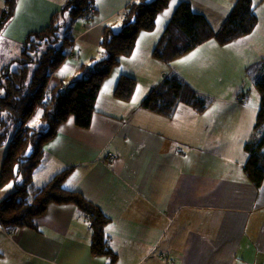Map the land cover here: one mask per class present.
Segmentation results:
<instances>
[{"label":"crops","instance_id":"obj_1","mask_svg":"<svg viewBox=\"0 0 264 264\" xmlns=\"http://www.w3.org/2000/svg\"><path fill=\"white\" fill-rule=\"evenodd\" d=\"M65 1L18 0L5 29L16 23L17 15L31 16L26 34L39 29ZM130 1L96 0L97 14L86 22L85 18L73 22V46L81 42L91 51L83 54L80 47L77 51L71 48L51 74L48 87L82 77L80 64L99 55L102 25ZM181 1L189 2L216 30L236 2L170 0L157 16L160 23L156 18L152 31L138 33L131 55L121 57L104 80L89 128L76 126L72 117L59 125L45 144L46 153L34 170L33 183L41 186L71 167L64 186L80 191L109 218L104 231L118 256L115 264H264V183L255 189L241 173L243 143L253 136L259 103L247 104L245 95L238 92L244 79H249L241 70L264 51V0H252L258 18L252 33L216 44L214 54L206 52L205 46L215 40L204 41L181 55L198 51L194 57L199 59L202 49V61L195 64L186 59L184 72L176 65L178 58L167 62L164 69L151 55ZM111 25L119 27L118 22ZM26 34L8 38L0 34V68L14 58L1 51L18 48ZM169 70L204 94L227 96V103L210 105L200 113L179 106L171 117L141 108V99ZM120 74L132 75L137 82L138 76L145 78L129 101L112 96ZM238 95L243 100L237 101ZM4 153L3 145L0 166ZM229 154L234 160L230 173L212 171L214 160L228 169L225 160ZM4 187L7 193L12 189ZM34 225L6 227L0 223V264H106L105 256L91 254L90 228L74 205L49 204L34 218Z\"/></svg>","mask_w":264,"mask_h":264},{"label":"trees","instance_id":"obj_2","mask_svg":"<svg viewBox=\"0 0 264 264\" xmlns=\"http://www.w3.org/2000/svg\"><path fill=\"white\" fill-rule=\"evenodd\" d=\"M18 0H2L0 34L15 14ZM170 0H131L102 25L98 53L81 63L82 77L60 89L62 84L48 87L51 74L64 61L73 46L71 30L74 20L97 14L96 0H66L55 10L48 23L26 34L19 55L0 68V146L5 153L0 166V187L11 184L12 190L0 199V223L6 227L35 228L34 218L43 214L49 204H72L85 218L91 231L90 251L105 256L106 264H115L117 254L104 231L109 218L80 191L68 189L64 181L71 171L66 167L43 185L33 183L35 168L45 156V144L52 139L61 123L72 117L74 124L87 129L96 112V100L105 78L133 52L140 31H152L156 18ZM118 22L119 27L111 25ZM257 16L252 0H236L220 27L214 29L206 17L195 12L187 1L179 2L167 21L151 55L169 62L202 42L213 38L226 44L253 30ZM15 64L11 68L12 64ZM256 84L264 83V61L245 67ZM136 78L120 74L112 96L129 101L136 89ZM259 106L253 122L261 136L245 141V160L241 173L252 185L260 186L264 178V88L258 91ZM189 105L196 112L205 111L211 99L193 88L175 72L164 74L140 101V107L171 117L177 105ZM39 113V121L32 120Z\"/></svg>","mask_w":264,"mask_h":264},{"label":"rangeland","instance_id":"obj_3","mask_svg":"<svg viewBox=\"0 0 264 264\" xmlns=\"http://www.w3.org/2000/svg\"><path fill=\"white\" fill-rule=\"evenodd\" d=\"M30 17H31L30 15H26V16L17 15L16 16V23H14V25L11 23V25H10V27L8 29L4 28V30H6V31L3 30L2 33H1V36H5V38L13 37V35H14V37H17L18 35H23L24 36L26 34L25 33L26 29H30L29 27L32 25L29 22H27V20L30 21ZM76 20H74V22ZM78 22L81 23V21H78ZM47 23H48V21L45 24H43L41 27L45 26ZM215 42H216V40H215ZM215 42L208 43L205 46V51L208 52V53L214 54V50L216 48V44H218V43H215ZM79 44H76V45H74L72 47L74 49V51H77L79 47L81 48V51H82L83 54H88L91 51L88 45H85L84 43L82 44L81 42H79ZM1 48L2 47L0 45V49ZM20 48H21V45H19L18 48H16L15 50H14V47L13 48L11 47V48H6V49L2 50L1 52H3L4 55H6V54L9 55V57H15V56L19 55ZM138 50H139L140 53H144V50L140 49V47H139ZM196 52H198V51H192L191 53H188L184 57H181V55L176 57V58H178L177 61H176V65H178V67H179V69H181V71L184 72V67H185V63H186V59L185 58H187V57H191L189 60H192L195 64H199L202 61V49H201V47H200V51H199V59H196L194 57V54H196ZM179 57H181V58H179ZM176 58H174V59H176ZM178 61H182V62L178 63ZM159 62H161V61H159ZM160 64H162L164 69H167L168 65H166V62H161ZM14 66H15V64L13 63L11 65V68H13ZM111 71H110V73H111ZM244 72H245L244 70H241L240 74H244ZM110 73H109V75H110ZM167 73H171V71L169 70L167 72H164L163 75L167 74ZM239 78H240V76H239ZM239 78H237V79H239ZM144 81H145V78L143 76H141V75L138 76L139 84H142ZM138 82L136 84L137 86H138ZM244 82H245V84L241 83L240 89L238 90V92H240V93L242 92V94L245 95V98H246L245 102H247V104H249V105H257L259 103V94H258L257 85H255V83L253 81H250V77H249V79H244ZM199 92H201V91H199ZM1 94H2V90L0 88V95ZM205 95H207L211 99L210 105H213V104L214 105H219L221 103H227V100L224 99V97H227V96H222L221 95V96H219V98H215L214 96H211V95H208V94H205ZM179 106L180 107L182 106V108H183V106H186V105L183 104V103H180V104L177 105V107H179ZM187 106L189 108H191L189 105H187ZM182 113H183V110H182ZM179 115H181V113ZM190 145H192L193 148H194V143H190ZM195 152H197V150ZM209 154H210V152L202 154L201 157H200V160L202 159V156H208ZM230 161L234 162L233 159L230 160V154H229L226 157V160H225L226 166L228 167V169H226L225 166H222V165L219 164V160H214L212 163H210L211 164V169H212V171H221V172H223V170H224L225 173L228 172V174H229L230 173V169H229ZM210 164H209V166H210ZM5 186H7V185H5ZM3 187H0V188H3ZM2 191L3 192L1 194V196L2 195L3 196L6 195V193H7L6 192V187H4V189H2Z\"/></svg>","mask_w":264,"mask_h":264},{"label":"bare ground","instance_id":"obj_4","mask_svg":"<svg viewBox=\"0 0 264 264\" xmlns=\"http://www.w3.org/2000/svg\"><path fill=\"white\" fill-rule=\"evenodd\" d=\"M256 13V12H255ZM258 24V18H257V22H256V25ZM256 25H255V27H256ZM254 27V28H255ZM254 28H253V30H254ZM253 30L252 31H250L249 33H247V34H245V35H242V36H240V37H238V38H241V37H244V36H246V35H248V34H250V33H252L253 32ZM238 38H236V39H238ZM236 39H233V40H236ZM233 40H231V41H233ZM230 41V42H231ZM203 43V42H202ZM200 45V44H199ZM198 46V45H197ZM193 49V48H192ZM190 51V50H189ZM188 52V51H187ZM263 54H264V52H263ZM262 54V56H261V58H259L257 61H255V62H252V63H262L263 61H264V55ZM251 64V63H250ZM178 74V73H177ZM163 76V75H162ZM182 77V76H181ZM106 79V78H105ZM255 85H257V87H258V91L260 90V89H262V88H264V83H261V82H258V83H256ZM243 98H244V96H240V95H238V96H236V100L237 101H240V100H243ZM255 118V117H254ZM253 122H254V119H253ZM252 134H253V136L250 138V140L249 141H254V140H257V139H259V137L261 136V134H260V131L258 130V129H256L255 127L253 128V123H252ZM263 151H264V146H262V148H261ZM263 183H264V178H263V180H262V182H261V184H260V186H258V187H256V186H254L255 187V189H258V188H260L262 185H263ZM75 207V206H74ZM76 208V207H75ZM77 209V208H76ZM79 212V211H78ZM80 213V212H79ZM81 214V213H80Z\"/></svg>","mask_w":264,"mask_h":264},{"label":"snow or ice","instance_id":"obj_5","mask_svg":"<svg viewBox=\"0 0 264 264\" xmlns=\"http://www.w3.org/2000/svg\"><path fill=\"white\" fill-rule=\"evenodd\" d=\"M173 3H175V0H173ZM167 15H168V12L166 11V12L164 13V16H167ZM160 20H161V18L158 17V18H157V24L160 23ZM113 27H118V25H114ZM190 58H191V57H187V58H185V59H190ZM180 62H182V61H178V63H180ZM62 71H63V70H62ZM109 83H110V82H109ZM135 99H136V97L133 98L134 102H135ZM38 121H39V113H37L36 118L33 119L31 123H32V125H36V124L38 123ZM69 123H71V121H69ZM11 186H12L11 184L7 185L8 188H10Z\"/></svg>","mask_w":264,"mask_h":264},{"label":"built area","instance_id":"obj_6","mask_svg":"<svg viewBox=\"0 0 264 264\" xmlns=\"http://www.w3.org/2000/svg\"><path fill=\"white\" fill-rule=\"evenodd\" d=\"M64 87H65V85H62V86L60 87V89L62 90V89H64Z\"/></svg>","mask_w":264,"mask_h":264}]
</instances>
